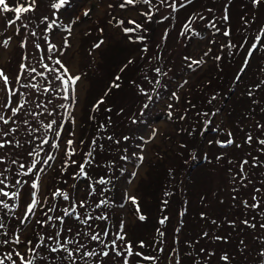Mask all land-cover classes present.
Segmentation results:
<instances>
[{
	"label": "rangeland",
	"instance_id": "1",
	"mask_svg": "<svg viewBox=\"0 0 264 264\" xmlns=\"http://www.w3.org/2000/svg\"><path fill=\"white\" fill-rule=\"evenodd\" d=\"M109 1L66 0L59 8H53L59 0H6L10 9L30 7L31 10L21 13L19 19L15 12L0 9V72L8 78L5 84L0 77V116L13 123L16 115L13 109L22 113L45 110L47 113H42L44 117L35 129L39 136L52 133L55 128L56 132H61L66 124L54 159L27 188L28 204L22 216L31 212L29 205H32V212L37 210L33 203L37 200L36 190L40 197L44 195L51 171L64 147L75 152L76 160L81 155V142L87 134L86 127L80 130L86 96L89 95L88 99L92 101L96 98V103L103 102L106 97L107 101L101 104L102 112L104 105L113 106L107 134L114 133L121 139L105 143L111 151L126 152L130 156L128 174L122 179L125 201L119 207L128 230L134 222L128 203H135L139 198L138 184L146 177L148 163L171 161L172 151L177 148L180 136L172 120L181 122L182 96L192 89L193 100L202 87H209L205 81L212 74L216 55L213 52L219 53L218 48L225 51L226 38L221 33L224 23L228 25L234 43L229 60L217 76L220 79L213 81L221 94L215 100L213 96L207 97L205 114L198 116L193 112V116L201 120L196 123V130L201 132L203 125L207 126L203 148L208 153V160L190 169L193 175L189 183H185L182 175L189 165L185 161L181 164L182 159L179 160L182 173L179 172L172 183L180 192L179 214L158 264L179 262L180 251L186 249L179 245L183 231L180 220L184 218L187 228H195L196 239L185 264H243L242 261L244 264H263L264 150L258 149L257 143L259 139L264 140V127L254 128L252 119L256 117L264 124V0H135L133 5L114 11L108 7ZM225 2L227 5L224 6ZM111 12L117 16L110 18ZM215 13L218 19H209ZM142 17L145 22L139 34L129 35L124 31L127 22L138 21L131 23L136 27ZM213 19L223 26L219 32L207 28L209 23H214L208 22ZM112 48H118L120 54L105 62L112 54ZM246 60L247 66L236 81ZM64 68L68 69L67 73ZM70 76L80 79L73 85ZM65 80L69 82L65 84ZM114 80L119 85L112 84ZM94 82H98L96 91L89 89ZM252 86H258V89L254 90ZM233 87L231 98L228 97L224 108L218 110L222 98ZM242 91L247 94L238 96ZM250 91L254 93L253 98H248L252 95ZM207 119L211 124L207 125ZM107 134L102 138L106 140ZM198 142L191 140L188 148H196ZM24 150L25 147L5 146L0 152L15 157ZM64 151L71 152L66 148ZM111 151L97 150L95 153L105 159ZM188 154L187 150L184 156ZM233 156L237 160L244 157L261 163L248 170L245 162L239 165L231 162ZM119 158L117 156L115 162ZM221 161L224 163L218 165ZM34 183L36 188L32 187ZM82 184V180L78 183L69 181L59 193L65 201L78 198L83 191ZM185 185L187 192L183 190ZM22 194V189H16V196ZM130 197H135V202ZM182 214L186 216L182 217ZM205 218H208V224H204ZM29 225L24 224L21 230H27ZM18 247L21 251L25 249L23 245ZM235 253L240 254L233 257ZM226 256L229 260L223 261Z\"/></svg>",
	"mask_w": 264,
	"mask_h": 264
},
{
	"label": "trees",
	"instance_id": "2",
	"mask_svg": "<svg viewBox=\"0 0 264 264\" xmlns=\"http://www.w3.org/2000/svg\"><path fill=\"white\" fill-rule=\"evenodd\" d=\"M134 1L129 4L127 0H110L108 7L114 11L133 5ZM192 2L194 1L192 0ZM189 4L182 6L180 11H183ZM225 5H227L226 2ZM215 7H217V4H215ZM228 9L226 8V10ZM108 16L114 18L117 15L111 12ZM213 17L217 20L218 14L215 13L209 19ZM215 19L208 21L214 23H209L207 28L213 32H219L223 24L224 27L222 26L221 33L226 41L223 45L225 51L218 48L219 53L217 51L213 52L216 55L212 74L205 81L209 87H212V91L208 92L209 87L206 88L203 85L204 87H202L199 94L194 96L193 100L190 95L192 89L182 96L183 104L179 111V118H184V122L181 118V122L172 120L176 125L177 134L180 136L176 143L177 148L172 151L171 161L155 160L148 163L146 177L142 178L138 184L139 198L135 203H128V209L134 216V222L128 230L125 229L123 214L119 207L125 201L122 179L128 174L127 163L130 161V156L126 152L125 154H118L117 151H111V148H108L105 143L110 140L114 141V139L119 142L121 139L116 138L114 133L109 132L107 134L111 126V120L108 119L112 116L113 106L104 105V113L102 112L101 104L107 101L106 97H104L103 102L96 103V98L92 101L88 99L89 95L86 96L82 106L83 125L80 124V130L86 127L87 134L83 140L84 143L81 142V155H78L76 160L75 152L67 146L64 147V149L71 150V152L66 153L64 149L60 152V159L51 171L52 175L49 183L46 184L44 195L40 197L38 189L36 190L37 200L35 205H37V210L34 209L32 212L31 209V212L25 217L22 216V211L28 204L27 188H29L33 179L48 168L50 162L54 159L59 140L65 134L66 124L61 128V132H56L55 128L52 133L50 131L39 136L35 129L41 117H44L42 113H47L45 110L34 109L32 112L22 113L17 109L16 115L13 116L15 118L13 123H10L9 118L2 115L3 119H0V143H3L0 149H4L5 146H10L13 149L25 147V153L23 152L15 157L9 154L6 155L3 151L0 152V161L2 162L0 167V181H2L0 182V259H4V264H28L29 261L31 264H125L126 261L127 264H158L160 262L179 214L180 192L178 187H175L172 183L175 176L179 172L182 173L181 164L184 161L188 163L189 169L182 175L185 183H189L193 175L190 174V169L205 162L206 159L208 160V153L203 148L207 126L203 125L204 131L200 130L201 132H199L196 130V123L201 122L198 116L207 112V97L211 99V96H213L212 99L215 100L220 96L221 91L213 85V81L220 79L217 76L233 51L234 41L228 25L224 23L218 25V21L215 22ZM131 22L133 21L131 20ZM143 22H145L144 17L139 20V28L133 27L130 22H127L124 26L133 29L129 32V35L132 33L139 34ZM259 39L255 47L258 45ZM83 40L86 41V36ZM118 51V48H112V54L106 57L105 62L117 58L120 54V51ZM247 61L237 74L236 81H239L240 74L244 72ZM248 68L250 69L249 66ZM112 84L119 85V82L114 80ZM97 85L98 82L91 83L89 89L96 91L95 87ZM257 87L252 86L254 90ZM233 90L234 87L225 94L218 110L224 108V102L228 97L231 98ZM246 94L247 92L242 91L238 96ZM253 94L248 98H253ZM47 106L49 107L48 112L51 113L52 109L49 104ZM193 112H196L198 116H193ZM255 118L252 119L254 128L264 127V124H261ZM207 121V125L211 124V121L208 119ZM103 134H107L105 135L106 140L102 138ZM191 140L193 142L199 140L196 148H188ZM263 141L259 139L258 149L264 150ZM217 147L215 144V148L218 150ZM97 150L101 152L111 151V154L105 159H100L95 153ZM187 150L189 154L184 156ZM217 155L219 156V154ZM117 156L121 158L118 162H115ZM191 156L192 158L189 159ZM180 159H182V162L178 166ZM82 161L84 165L83 173H81L80 168ZM231 162L238 165L245 162L248 170L261 163V161L246 160L244 157L237 160L235 156H233ZM223 163L221 161L218 165ZM75 165L77 167L73 169ZM74 180L77 183L82 180V194L78 198L75 196L74 199L65 201L59 191L63 190L69 181L74 182ZM186 186L183 190L187 192ZM16 189H22L23 194L21 197L16 196ZM30 192L31 190L28 197ZM16 208L17 211H15ZM183 215L186 216V214H182V217ZM141 216L144 219H141ZM184 219L180 220L183 231L179 245L186 249L180 251V260L177 264H185L188 257L190 258L188 255L191 254L190 250L192 251L195 245L194 240L196 241L194 239L195 228H187ZM208 222V218H205L204 224H208ZM26 223L30 224L29 228L22 231L21 227ZM205 234H203V237ZM94 235L97 236L96 240L92 239ZM19 236L22 237L20 241L18 240ZM118 236H123L124 239H117ZM114 241L115 243H113ZM19 245L25 246L24 251L19 249ZM17 252L20 253V256L16 255ZM70 252L72 253L71 256L69 255ZM85 253L93 254L85 255ZM104 253H107V255ZM236 254L239 255L240 253L232 254L233 257ZM9 255L11 259H5ZM21 257H23V260ZM224 260L228 261L229 257H224ZM242 263L245 262L242 261Z\"/></svg>",
	"mask_w": 264,
	"mask_h": 264
},
{
	"label": "snow or ice",
	"instance_id": "3",
	"mask_svg": "<svg viewBox=\"0 0 264 264\" xmlns=\"http://www.w3.org/2000/svg\"><path fill=\"white\" fill-rule=\"evenodd\" d=\"M33 2H34V0H33ZM64 3H66V0H59V3H57V4H53L52 5V7L53 8H59L61 5H63ZM127 3H129V4H131V3H133V0H127ZM0 9H2L3 11H13V12H15V14H16V18L17 19H19L20 18V14L21 13H24V12H27V11H29V10H31L30 9V7H15V8H9V6H8V4L6 3V0H0ZM9 23H12V21H9ZM130 23H134V21L133 22H130ZM137 28L139 27V25H137L136 26ZM124 31L127 33V32H130V31H133V29H124ZM99 45H96V47H98ZM51 47L52 46H50V50H51ZM57 63L59 64L60 63V61L59 60H57ZM21 67L23 68L24 66L23 65H21ZM61 67H64L62 64H61ZM64 71L67 73V71H68V69L67 68H64ZM157 71H159L158 69H157ZM0 77H3V79H4V82H5V84H7V82H8V78H7V76H5L2 72H0ZM58 79H62V77H58ZM80 79V77H78V76H76V77H69V80L71 81V83L74 85L78 80ZM69 80H65L64 81V83L65 84H67L68 82H69ZM102 102V101H101ZM17 109H13V112H15ZM0 119H3V117L2 116H0ZM5 123H7V121H5ZM47 127H51V125H47ZM57 135H59V133H57ZM69 143H71V141H69ZM228 143H231V141H228ZM0 146H2V145H0ZM80 168H81V173H83V171H84V165H81L80 166ZM29 171H31V169H29ZM0 182H2V181H0ZM32 187L33 188H36L37 187V185L34 183L33 185H32ZM5 195H7V193H5ZM65 199H67V196H65ZM130 199L133 201V202H135V197H130ZM33 203H35V201H33ZM31 207H32V205H29V209L31 210ZM141 219H144V217L143 216H141L140 217ZM161 223H163V221H161ZM121 226H123V225H121ZM92 239L93 240H96L97 239V236H92ZM117 239H124V237L123 236H118L117 237ZM113 243H115V241L113 242ZM54 251H55V249H53ZM129 251H130V249H129ZM93 253H85V255H92ZM105 255H107V253H104ZM131 254V253H130ZM16 255L17 256H20V253H16ZM69 255L71 256L72 255V253L70 252L69 253ZM5 259H11V256L9 255L8 257H6ZM21 259L23 260V257H21ZM0 264H4V259H0ZM28 264H31V262L29 261L28 262ZM125 264H127V261L125 262Z\"/></svg>",
	"mask_w": 264,
	"mask_h": 264
}]
</instances>
